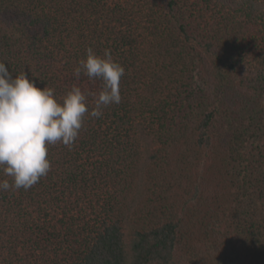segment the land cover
<instances>
[{"label":"trees","instance_id":"1","mask_svg":"<svg viewBox=\"0 0 264 264\" xmlns=\"http://www.w3.org/2000/svg\"><path fill=\"white\" fill-rule=\"evenodd\" d=\"M89 47L121 101L0 190V264H264V0H0L13 76L98 93Z\"/></svg>","mask_w":264,"mask_h":264},{"label":"clouds","instance_id":"2","mask_svg":"<svg viewBox=\"0 0 264 264\" xmlns=\"http://www.w3.org/2000/svg\"><path fill=\"white\" fill-rule=\"evenodd\" d=\"M124 74V67L113 60L110 50L100 56L89 47L74 76L102 81L101 90L85 91L73 85L61 100L53 88L38 86L26 73L13 76L0 62V171L12 177L11 183L0 180V190H27L46 176L51 167L49 146L73 145L86 115L100 118L104 108L119 104ZM90 96L94 107L89 103Z\"/></svg>","mask_w":264,"mask_h":264},{"label":"rangeland","instance_id":"3","mask_svg":"<svg viewBox=\"0 0 264 264\" xmlns=\"http://www.w3.org/2000/svg\"><path fill=\"white\" fill-rule=\"evenodd\" d=\"M103 3L105 4H113V0H102ZM252 232L254 233V235H257L260 231L257 229V227L255 229H252Z\"/></svg>","mask_w":264,"mask_h":264}]
</instances>
